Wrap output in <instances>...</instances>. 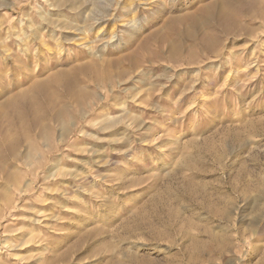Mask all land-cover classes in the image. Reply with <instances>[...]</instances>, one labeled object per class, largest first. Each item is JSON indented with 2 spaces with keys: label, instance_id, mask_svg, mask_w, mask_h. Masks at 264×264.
Listing matches in <instances>:
<instances>
[{
  "label": "rangeland",
  "instance_id": "obj_1",
  "mask_svg": "<svg viewBox=\"0 0 264 264\" xmlns=\"http://www.w3.org/2000/svg\"><path fill=\"white\" fill-rule=\"evenodd\" d=\"M231 6L0 0V264H264V0Z\"/></svg>",
  "mask_w": 264,
  "mask_h": 264
},
{
  "label": "bare ground",
  "instance_id": "obj_2",
  "mask_svg": "<svg viewBox=\"0 0 264 264\" xmlns=\"http://www.w3.org/2000/svg\"><path fill=\"white\" fill-rule=\"evenodd\" d=\"M223 1L225 3V7L223 8V10H220L222 18H224V19L229 18V17L232 18L234 15H236L239 12L237 10V8H233L231 6L232 1H234V0H223ZM101 7L103 9H105L106 6H101ZM218 7H220V3H216V4H214L208 8H205L201 14L203 16H205L206 13H208L210 10H214ZM88 18L90 19V21L93 22L90 25H94V26L97 25L98 22L103 21L101 18L98 17L97 13L94 11H91ZM206 24L208 26L211 25V20L209 18L206 19ZM65 27L67 28V25H65ZM68 28L69 29L71 28V27H69V24H68ZM77 30H79V29H77ZM6 60H9V58H7ZM87 68L88 67H86V66L81 67V68L76 67V68H74V72L77 75H78V73H82V72L86 73L88 71ZM68 75L69 74L66 73L65 71H59L57 74L54 75L53 80L55 81V84L59 83L57 86V90L59 88H61V90H64L63 94L66 96V98L72 104L73 103L75 104L78 102L79 95L81 94V91L78 90L80 83H84V81L80 82L77 77H75V79H73L74 76H71V75L68 76ZM64 78H66V83H62V80ZM85 82H87V81L85 80ZM100 84H101V81H100ZM50 87L51 86H50L49 81H42V82L34 83L31 87V91L35 92L33 97L29 98L26 91H23L17 99H15L14 101H12L10 103V106L17 105L16 107L19 110V116H20V121H21L22 125H24L26 122H28L27 118L29 116L32 117L33 124L31 126H33V127L34 126L37 127L39 125L40 127L44 128V126H46V125H44V123L46 121L54 120V118L57 115V114H55V108H54V106L56 104V98H58V100H59L60 97H58V95L56 94V91L48 92L46 94V91H48ZM83 89H82V91H85ZM42 93L45 95L42 96ZM58 103H59V101H58ZM56 109H57V107H56ZM61 110H59V111H61ZM5 140H7V139L5 138ZM8 142L5 141L4 146H6V149L4 148L5 150H3V152H7V151L13 152L15 150L16 145L15 144H9ZM0 149H2V148H0ZM0 152H2V151H0ZM14 156H15V159L18 158V156H16V154ZM1 169L2 168L0 167V170Z\"/></svg>",
  "mask_w": 264,
  "mask_h": 264
}]
</instances>
